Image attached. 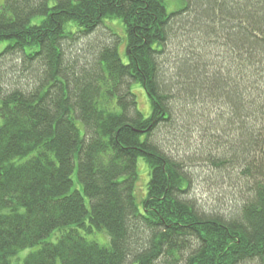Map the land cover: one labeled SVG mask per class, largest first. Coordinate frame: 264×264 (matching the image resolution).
Returning <instances> with one entry per match:
<instances>
[{
	"label": "trees",
	"instance_id": "trees-1",
	"mask_svg": "<svg viewBox=\"0 0 264 264\" xmlns=\"http://www.w3.org/2000/svg\"><path fill=\"white\" fill-rule=\"evenodd\" d=\"M4 1L0 264H264V0Z\"/></svg>",
	"mask_w": 264,
	"mask_h": 264
},
{
	"label": "rangeland",
	"instance_id": "rangeland-1",
	"mask_svg": "<svg viewBox=\"0 0 264 264\" xmlns=\"http://www.w3.org/2000/svg\"><path fill=\"white\" fill-rule=\"evenodd\" d=\"M163 2L165 3L166 10L168 13L176 11V9H178L181 5L180 0H163ZM4 3H5L4 0H0V7ZM106 25L108 26L107 23H106ZM117 32L119 33V35L121 37V42L118 43V45H117L118 51H119V54H120L123 62H126L127 57L124 54V47H123L125 36H124V33H122L119 28L117 29ZM93 35L97 36V37H95L96 39H94V43H95V41L98 42L97 39H100L103 44H104V42L106 44H110L111 42H114V40L116 39L115 37L111 36L110 31L106 27H104L103 32L102 31H100V32L96 31ZM90 40L91 39H83V41H80L78 44L75 43V44L71 45L68 49H73V48L82 49L83 47L86 46L87 43L92 42ZM5 45H6V43L0 44V51L4 48ZM82 50H85V49H82ZM17 56L18 55H16V54H12V55L10 54L9 56L0 57V71L3 74L2 76L8 75L7 71H10L9 75L7 76L9 82L7 84H2L3 85L2 87L4 90H7V91H11L12 89L31 90L33 88V85H36V86L38 85L37 79H36V77H34V79L32 78V80H30V69L28 67V63L25 64V66H26L25 68H22L20 70L19 67H20L21 63H20L19 59H16ZM171 56H172L171 58H174V56H176V55L172 54ZM66 59H68L67 55H66ZM15 64L16 65L18 64V67ZM11 68L12 69L18 68L20 71L14 72L11 70ZM12 76L15 77L16 80H19L21 82L20 85L13 83V81H15V79H12V81L10 82V79ZM131 89L135 93V98L137 99L138 108L141 109V111L144 113V115L147 116L150 112V109H149V102H148V99L146 98V95H145L143 88H141L139 84H133ZM178 139L183 140V141H181V143L182 142L183 143L179 146V148L182 150H186L185 148H187V139L188 138L185 137L184 135H182V136L178 135ZM196 139L194 137H191L190 138V144L193 145L194 144L193 141H196ZM192 148H193V146H192ZM137 173H138V179L136 181L137 186H136L135 192H136V194L138 196V200H139V199H142L144 197V195L146 194L145 193L146 185H147L146 182L148 179V172H147L145 162H143V160H141V159L138 160ZM74 178H75V176H74ZM202 178L203 179H199V181L196 184V188H195L196 190H194L195 191L194 197L197 198L198 201L209 202L211 205L215 206L217 201H218V198H217L218 195H217L215 189L213 188L212 183H216V181L218 182L219 179H213V178L207 177L206 175L203 176ZM228 194L224 197L225 198L224 200L228 201ZM229 198H230V196H229ZM219 200H220V202H224L223 199L221 200V197H219ZM232 200H235V198ZM99 236L103 237V240H105L104 234L99 235ZM98 242L100 244H104L99 240H98Z\"/></svg>",
	"mask_w": 264,
	"mask_h": 264
}]
</instances>
